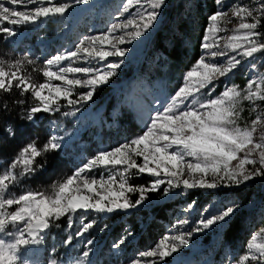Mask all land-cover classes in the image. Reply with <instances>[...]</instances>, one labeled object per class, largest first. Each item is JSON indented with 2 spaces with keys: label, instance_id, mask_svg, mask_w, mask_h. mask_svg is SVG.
<instances>
[{
  "label": "snow or ice",
  "instance_id": "6c2138e0",
  "mask_svg": "<svg viewBox=\"0 0 264 264\" xmlns=\"http://www.w3.org/2000/svg\"><path fill=\"white\" fill-rule=\"evenodd\" d=\"M74 2L86 4L88 0H74ZM134 3L138 6L135 14L129 13V18L123 23L112 24L100 35L86 37L76 46V51L58 54L47 60V67L43 71L45 78L43 83H33L30 76L23 75L19 62L8 65L7 69L0 64V90L9 92L15 87L21 90V94L31 91L37 103L28 112L29 120L39 112L53 111L54 106L61 99L67 100L69 105L88 102L93 98L97 86L108 83L109 78L120 66L118 63L107 62V58L125 55V49L119 47L126 43L125 36L116 33L131 28V31L126 32L129 41L144 35L154 26L159 10L166 0H127L122 6L123 12L128 13ZM215 3L217 10L208 17L209 23L201 43V48L208 55H202L187 71L183 78L184 83L171 97V103L163 107L162 111L155 112L141 135L111 150L98 152L77 172L59 182L54 190L27 191L16 196L10 192V189L15 185L18 174L11 170H5L0 174V264H28L22 256L27 254L30 246L41 244L44 232L61 217L68 218L71 227L73 215L80 210L112 213L140 205L145 199L146 192L156 190L165 182L159 178L161 174L169 178L168 187L164 189L165 193L172 188L180 187L181 184L186 189L215 188L217 180L221 182L227 180L230 184L238 186L254 176H264V135L261 136L260 142L254 139L256 125L261 122V116L252 120L251 129L242 128L236 122L239 115L236 111L237 103L241 99L250 102L264 101V89L257 81L249 80L244 90L233 85L225 88L216 97L211 95L214 91L213 82L219 77L226 76L242 63L237 57L249 58L257 52L264 51V42L260 41L264 33L258 31L261 19L264 18V4L256 10L246 4L233 3L229 10L232 11L233 17L239 18L240 23L233 30L234 34L223 45V49L216 51L213 49L220 47L218 33L226 30L221 27V23L227 12L223 8L224 0H215ZM70 7L71 4L62 0H0V32L13 36L16 34L15 29L4 26L5 22L9 26L30 25L39 22L42 18L62 17ZM97 44L107 45L110 50L97 47ZM229 51L236 55L228 56ZM81 54L89 59V62L91 60L104 62V68L68 65L59 66L58 71L52 70L53 65L77 58ZM224 56L228 57L225 64L209 60V57L214 60ZM69 74H84L87 78H70ZM52 81L61 83L54 84ZM209 85H213L208 93L210 98L206 102H201L198 93ZM253 85L256 86L255 90ZM76 86L90 90L81 93L78 99L74 100L70 97ZM8 131L12 134L11 129ZM60 147L55 137L48 140L42 148H38L33 141L20 150L11 169L16 168L17 164H22L21 175L35 172L37 167H43L35 164L36 157ZM256 154L259 156L258 161L253 158ZM136 158H141L143 163L138 164ZM234 161L237 162L235 165ZM257 163L259 167L255 171H248L247 165ZM94 165L122 166L118 187H116L117 180L112 175L107 179L103 174L99 179L84 175L86 171L91 172ZM133 169L140 174L148 173L157 179L148 188L132 186L129 180L130 170ZM185 169L190 177L196 173L201 174L199 179L192 182L189 179L181 180L180 177ZM209 175L212 176L211 182L205 178ZM132 192L140 193L134 203L126 195ZM105 201L108 203H104ZM14 205L15 210H10ZM238 207V205L228 206L218 214L210 218L206 217L198 222L201 227L195 228L194 231L199 232L216 225L221 228L226 227ZM187 223V220L181 221L180 225ZM92 226V223H85L76 235H83ZM261 232L264 233V229ZM191 235L192 233L189 232L171 237L165 236L155 250L142 252L139 256L141 258L158 256L163 260L176 252L179 247L187 245L189 242L187 237ZM68 242L65 241L66 244ZM91 243L92 241H88L89 245ZM247 249L248 253L241 257L238 264H247L249 259L264 264V242H258L257 235L251 236ZM88 255V251L83 252V257L86 258ZM48 264H58V261L50 259ZM130 264H141V260H132Z\"/></svg>",
  "mask_w": 264,
  "mask_h": 264
},
{
  "label": "rangeland",
  "instance_id": "374dc122",
  "mask_svg": "<svg viewBox=\"0 0 264 264\" xmlns=\"http://www.w3.org/2000/svg\"><path fill=\"white\" fill-rule=\"evenodd\" d=\"M72 5L69 10L61 17H53L49 19H41L39 22L24 25V26H9L5 22L4 26L13 27L16 32L24 33L29 30L33 32L28 33L27 37L23 40L14 44V40H8L9 36L1 32V40L3 41L0 47V64H3L7 69L8 65H15L17 62L20 64L22 74L25 76H30L32 82L39 84L45 82L43 77V71L47 67L46 61L52 59L54 56L62 53H67L70 51H76V46L80 43L81 40L89 36L100 35L108 30L112 24L123 23L126 19L129 18V13L135 14L136 8L138 7L135 3L129 8V12L125 13L122 10V6L127 2V0H88L86 4H75L74 0H62ZM233 3L246 4L250 8L258 10L261 4H264L262 0H224L223 8L227 12V15L222 19L221 27L226 29L225 31L219 32V45L216 51L222 50L223 45L232 36L233 30L238 27L240 20L238 17H233L232 11L229 10ZM12 7L11 5H6ZM20 7V6H15ZM259 12L257 11V15ZM132 29H126L124 32H117L116 35H124L126 43L119 45V47L125 49V55L123 57H109L107 62L109 63H118L120 66L117 69H120L124 64L131 60L132 54L137 51L142 42V38L146 35L137 37L135 39L128 40L126 36L127 31ZM203 40V39H202ZM211 42V38H210ZM202 43V42H201ZM201 46V45H200ZM97 47H104L108 50L110 48L107 45H99ZM208 54L201 48L200 57ZM236 55L231 51L228 52V56ZM227 56L213 58L209 57L211 62L218 64H225ZM242 60V63L238 66H241L245 73L248 75L249 80H255L258 84L261 85L264 82V75L258 74L253 68L252 63L249 58L237 57ZM80 66V67H100L104 68V62L99 60H91L85 58L83 54L77 58L68 59L61 61L59 65H53L52 70H57L59 66ZM137 64H134L133 70L137 73L136 80L132 88L125 93L115 96L113 114L120 112L122 115V120L125 126L134 128L135 132L130 133L128 136L118 139L115 129L116 121L114 120L116 116L113 117V121L110 122L105 117L96 116L95 108L90 106L88 102H80L75 105H69L67 100L62 99L61 108L58 104L54 106V110L48 113L54 115V119L50 120L47 124L49 126V134L47 140L56 138V142L61 145L59 150L62 152V155L65 158H71L75 163L73 168L69 173L63 175L61 179L53 180L49 183H41L37 189L30 187L29 185L20 183L17 179L15 185L10 189V192L16 196L23 194L27 191H47L50 189H55V187L67 179L68 176L73 175L77 172L78 169L82 168L89 160H92L96 154L100 151H108L117 146H120L126 142L131 141L133 138L141 135L144 130H146V124L150 123L151 117L155 114L157 110L162 111L163 107L171 103V97L175 95V92L181 87L184 83V75L182 76L181 82L176 80L169 81L168 83H162L164 81L163 75L160 73V70L157 69L151 63H145L146 68H152L151 70L145 72L143 68ZM21 73H18L20 75ZM224 76L223 78H226ZM70 78L76 79H86L87 77L84 74H69ZM15 83V81H14ZM54 84L61 83L60 81H52ZM255 85H253V90H255ZM20 90V89H19ZM89 88L76 86L73 89L71 99H78L81 93L89 91ZM26 94H31V91L25 92ZM47 94V90H45ZM208 100V99H207ZM204 100L202 102H206ZM37 101L32 100L33 107ZM29 107L25 113L28 114ZM258 116H261V122L259 125V132L257 135V142H260L261 136L264 135V108L258 113ZM85 126H89L87 131L80 133L81 129ZM109 131L104 135V139H99V131L103 129ZM106 140V141H104ZM45 142V143H46ZM44 143V144H45ZM30 143H27V146ZM43 144V145H44ZM25 146L20 148L16 154L8 160H0V174L5 170H11L18 174V177L21 176L23 172V165L17 164L16 168L11 169V165L14 160H16L19 152ZM43 147V146H42ZM259 150H257L258 153ZM30 155V154H29ZM258 161V154L253 157ZM140 163L143 161L141 158H138ZM191 159V158H187ZM237 162L234 161L235 165ZM151 166V165H150ZM248 171H255L259 164L256 165H247ZM122 170V166L116 167H103L99 165H94L92 171H86L84 175L89 178L95 177L100 178L101 174L104 175L105 179L109 175H112L118 182L120 179L119 172ZM201 174L196 173L189 176L187 170L185 169L184 173L180 177L181 180L189 179L192 182L195 179H199ZM160 179L165 182L160 186L163 188L162 196L178 195L184 196L188 189L184 188L181 184L178 188H172L168 193L164 192V189L168 187L167 180L168 177H165L161 174ZM211 182L212 176L209 175L205 177ZM157 177H154L152 183ZM217 184L229 183L227 180L221 182L216 181ZM82 187V180H81ZM98 199V197H96ZM94 202V201H93ZM217 197L213 196L211 200L206 203L199 205L198 211L195 213L193 210V202H181L177 204L176 211L174 215L170 218L165 226L166 230L163 236L158 239L150 247L136 250L132 249L129 245L126 244L129 232L121 231V235L114 241H108L105 245H100V232L105 227L104 223L96 224L97 213L92 210L87 212L80 210L78 213L72 217V233L68 234V237L65 241H69L70 252L62 255L50 254L45 255L42 250V243L39 245L30 246L27 254L22 256V259L26 260L28 264H48L50 259H55L58 261V264H130L132 260L140 259L141 264H165L167 262L168 256L163 260L156 258H141L140 253L146 252L149 250H155L159 242L165 237H171L180 234L192 233L191 236H188V244L181 246L178 250L172 253L170 256H173L175 253L179 252L182 249L197 248L201 240L205 236H209L211 239L212 248L217 250V255L213 257L209 264H238L241 257L248 253L247 244L248 242H241L238 247V252L236 255L232 254V249L228 246L216 247L218 239L213 235L212 228L202 229L199 232L194 231L195 228L201 227L199 221L211 216H214L226 209L228 206L238 205L235 201H226V206L222 207L217 205ZM252 201L246 205H251ZM15 205L12 206L10 210H15ZM264 214V213H263ZM67 224H69V219L66 218ZM187 220L188 223L180 225L181 221ZM85 223H92V227L88 229L83 235H76L77 231ZM11 230V229H10ZM7 239V237H5ZM64 241V243H65ZM88 241H92L89 245ZM123 241V243H120ZM258 242H264V238ZM66 244V243H65ZM116 245V247H114ZM88 251V257H83V252ZM208 248L205 250L198 251L195 255L190 257L189 260H183L180 264H204L207 261V256L209 255ZM248 264V263H247Z\"/></svg>",
  "mask_w": 264,
  "mask_h": 264
},
{
  "label": "trees",
  "instance_id": "16d2710c",
  "mask_svg": "<svg viewBox=\"0 0 264 264\" xmlns=\"http://www.w3.org/2000/svg\"><path fill=\"white\" fill-rule=\"evenodd\" d=\"M264 3V0H262ZM217 10L215 0H166V3L159 10L157 21L142 38L140 48L132 54V58L120 69L115 70V74L109 78L108 83L98 85L93 93V98L88 104L95 108L96 116L107 118L111 123L113 117L116 121L115 129L118 139L128 136L135 132L134 128L124 125L122 115L113 114L115 96L128 92L137 79V73L133 70L134 64H137L146 72L147 69L152 72V68H146L145 63H151L165 78L163 84L169 81L181 82L182 76L189 71L195 62L200 58L201 42L204 36L205 28L208 26V17ZM259 15V14H258ZM259 32L264 33V18L261 19ZM16 32L9 36L8 40H14V44L27 37L28 33ZM264 42V36L260 37ZM0 32V47L2 44ZM253 68L258 74L264 75V51L255 53L249 57ZM248 75L241 66L228 73L226 78L219 77L214 84L212 97L218 96L225 88L233 85L239 86L241 90L246 88ZM264 89V82L261 83ZM213 85L201 89L198 93V99L202 102L209 99V89ZM246 94V93H243ZM32 95L21 94V90L13 87L9 92L0 90V160L12 158L16 152L27 143L35 141L38 148H42L49 134L50 120L54 115L48 112H39L33 119L29 120L25 111L31 107ZM59 100L58 105L63 108ZM264 108V101H245L241 99L236 106L239 115L236 122L240 127L251 129L252 120L256 119L258 113ZM113 125V124H112ZM89 126L81 129L80 133L87 131ZM12 130V134L9 133ZM259 125H256L254 139H257ZM109 137V131L100 129L99 139H104V135ZM106 141V140H104ZM242 155V154H241ZM137 163H140L138 158ZM37 167L35 172L18 177L20 183L29 185L37 189L41 183L46 184L53 180L61 179L63 175L69 173L75 163L71 158H65L59 149L50 151L44 155L36 157ZM129 183L132 186L150 187L153 176L148 173L140 174L137 170H130ZM163 188L159 186L154 191H148L145 194L144 201L136 206L126 210H116L112 213H97L96 224L104 223L105 227L100 232V245L107 244L108 241L116 240L121 231H128L129 235L126 244L132 249L141 250L150 247L165 233V226L170 222V218L176 211L177 204L181 202H193V210L196 213L199 205L206 203L213 196L217 197V205L226 206V201H235L238 203V209L231 217L228 225L221 228L219 225L213 226V235L217 237L218 248L228 246L232 249V254L236 255L241 242H248L252 235L258 236V241L264 238V176H254L251 180L240 185L217 184L215 188L194 187L187 190L184 196L170 195L162 196ZM131 202L139 198V192L126 193ZM251 205H246L251 202ZM104 203H108L105 201ZM73 227H69L66 217H61L58 221L44 232L42 241L45 255H62L70 252V245L65 244L68 234L72 233ZM209 236H205L197 248L182 249L173 256H168L165 264H180L183 260H189L198 251L208 248L209 255L204 264H209L217 250L212 248ZM248 264H258L257 260H251Z\"/></svg>",
  "mask_w": 264,
  "mask_h": 264
}]
</instances>
